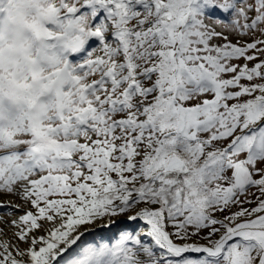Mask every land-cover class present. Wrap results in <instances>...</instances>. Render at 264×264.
Listing matches in <instances>:
<instances>
[{
    "label": "snow or ice",
    "instance_id": "6c2138e0",
    "mask_svg": "<svg viewBox=\"0 0 264 264\" xmlns=\"http://www.w3.org/2000/svg\"><path fill=\"white\" fill-rule=\"evenodd\" d=\"M0 264H264V0H0Z\"/></svg>",
    "mask_w": 264,
    "mask_h": 264
}]
</instances>
